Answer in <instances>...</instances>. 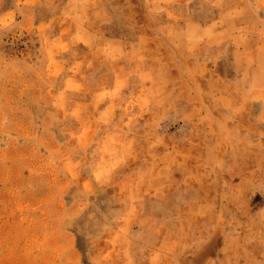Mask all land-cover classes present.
Here are the masks:
<instances>
[{
  "label": "rangeland",
  "instance_id": "1",
  "mask_svg": "<svg viewBox=\"0 0 264 264\" xmlns=\"http://www.w3.org/2000/svg\"><path fill=\"white\" fill-rule=\"evenodd\" d=\"M25 1L0 0L7 15L0 27V264H153L151 244L164 236L163 252L182 258L180 264H192L187 258L196 264H264V209L255 202L264 201V93L251 106H225L229 136L218 138L212 121L218 119L190 114L188 88L179 89L182 75L164 65L172 59L155 41L156 31L148 32L152 40L129 47L93 40L98 28L107 39L137 33L124 27L115 8L120 0H27L35 3L33 27L23 25L25 10L15 9ZM192 10L213 19L219 6L197 0ZM65 12L70 19L60 17ZM60 27L68 40L49 39ZM244 27L231 23L232 32ZM51 46L66 51L64 57L51 62L45 55ZM231 51L232 44L223 62L229 78ZM246 83L240 92L253 98ZM209 86L212 103L200 104L198 113L213 115L220 108L217 97L238 94L236 85L215 79ZM164 92L170 103L161 105ZM202 93L198 99L206 102ZM105 108L111 110L102 115ZM202 162L208 169L197 168ZM197 177L198 186L192 182ZM136 178L149 187L133 186ZM210 186L212 197L201 193ZM129 191L144 192L146 216L156 215L155 226L166 227L151 234L153 226L143 218L132 237L127 228L113 240L121 247L131 239L145 246L141 256L104 242L111 234L106 229L115 226V203ZM193 206L199 208L197 230L189 217L181 225L177 216ZM171 259L166 264H179Z\"/></svg>",
  "mask_w": 264,
  "mask_h": 264
},
{
  "label": "crops",
  "instance_id": "2",
  "mask_svg": "<svg viewBox=\"0 0 264 264\" xmlns=\"http://www.w3.org/2000/svg\"><path fill=\"white\" fill-rule=\"evenodd\" d=\"M196 1L197 0H120L115 8L117 9L120 18L124 21V27L131 30L133 34L136 29L137 33L134 34L133 37L127 38L126 40L117 37L107 39L101 35L102 31L98 28V31H94L93 40L95 42L97 40V44L106 42V40L115 42V44L122 42V46L129 47L135 45L137 42L139 43L152 40L153 38L149 36L148 32L156 31L155 41L157 40L161 43V48L163 47V50H165L164 53H168L172 59V61H165L164 65L167 67L173 66V72L180 73L182 75V79L180 78L178 81V85H180L178 86L179 89H182V87H185L184 89L188 88L189 98L187 101L191 106L190 114L192 115L195 110L197 112L195 115L198 119L200 117L205 121H211L209 119L213 118L218 119L212 120L217 124V130L214 135L218 138H224L229 136L227 124L229 126L232 121L231 118L226 115L227 108L225 106L240 103L251 106L258 98L262 97V94L264 93V27H262V25H264V0H212L213 3H216L219 6L218 15L214 16L213 19L200 18L195 12H193L192 6ZM32 3V1L27 2L26 0L24 3L19 2L15 6V9L18 7V9L25 10L22 11L24 14L22 19L24 26V22L29 24V27H33L35 25V13L33 11L35 3ZM69 7L67 6L65 10ZM1 9L2 7L0 5V27L7 21V15L5 16V14L1 12ZM232 12L237 14L236 17H231ZM12 13V15H18L16 11H13ZM67 14H69V12H65V14L60 17L70 19ZM151 14H155V19H153V21L149 18ZM19 20H21V17ZM114 20L115 18H111L110 23H114ZM64 23H66V21L62 19V24ZM231 23H237L241 26L246 25L247 27L242 28L238 33L235 31L232 32ZM251 23H253V26L256 25V28H254L253 31L249 29V25H251ZM40 26L42 25L40 24ZM57 30H61L62 32H60V34H58V31L57 33L50 32L52 33V37H49V39L53 38L54 41L58 40L62 42H65L66 39L68 40L67 29L60 27ZM49 31L51 30H48V32ZM231 44L233 46V51H231L230 66L233 76L232 78H229L225 75L226 70L223 62L226 47ZM65 45H67V43H65ZM64 49L66 50V48ZM186 51L190 53V57L186 56ZM64 53H66V51L57 50L54 46L45 50V55L51 62L58 57H64ZM126 53L127 54L124 55L128 58L129 50H126ZM1 64L2 63H0V65ZM160 64L162 65V62H160ZM1 74L2 71L0 70V79ZM199 76L201 78H199ZM126 78V80H128L126 87H128V85L130 87L129 77ZM210 78L211 80H209ZM188 79L190 84L187 83ZM203 79H205L206 82H204ZM214 79L220 81V84H230L231 86L236 85L238 88V94L234 93L232 96L222 94V96L217 97L218 100L214 101V103H217L220 108L217 107V113H213V115H210L209 113L207 114V112L206 114H203L202 112L198 113V106L200 104L204 106L205 103H212L208 94H210V90H213L209 84L212 83V80ZM117 82L118 79H116L115 83H110L114 89H117ZM203 82L205 83V86H202ZM246 82H248L249 85H247ZM244 83H246V88L253 92V98L251 97L250 92L248 93L247 99L245 98L246 93L240 92V85ZM14 88H17L15 90H18L19 86ZM202 92H206L207 94L206 102L199 101V99L203 100V96L201 95H204V93ZM176 93L177 94L175 96L179 94L177 91ZM165 96L166 92L163 94V99L159 100L161 105L170 103V101L169 103L166 102ZM198 97L200 98L198 99ZM9 104L12 105V102H9ZM110 110L111 109L105 108L102 115H106ZM168 110H171V108H165V112ZM210 130H212V127L208 128L207 131ZM220 142L221 139L216 140V144H219ZM224 144L225 143L223 142V146H221L222 149L224 148ZM225 166L227 165L223 164L221 169H224ZM202 167L208 169L205 163H197V168ZM192 182H195V185L198 186V177ZM260 183L261 185H264L263 181H260ZM132 185H142V189L144 190L149 187V181L144 182L140 178H136L133 179ZM211 187L212 186L201 188V193H203V191L205 193L207 192L206 194L212 197L213 192H210ZM255 202L257 203V208L264 209V201L255 199ZM115 204L116 206L115 209H113L112 215L115 218V226L106 229L105 232L110 231L111 234L109 237L110 240H104V242L106 244L110 243L112 245L111 249H130V251L134 250L135 254L141 256V252H139V250L146 248L145 246L136 245L137 243L133 242L131 239L127 241L126 246L121 247V245L114 243L113 240L122 237L121 233L126 231L127 228H129L132 237L135 234L134 228H136L138 222H142L140 220L143 218L149 219V225H147L148 228L153 226L149 232L151 234H158L157 231L160 229L158 226H155L156 219L154 218L157 216H146L144 192L132 194V192L129 191L128 195L120 196ZM196 209L198 210L199 208L193 206L192 211L188 213L187 210L181 208L177 216L181 219V222L189 217V222L191 223L190 226L195 227L197 230V215L199 213L194 211ZM135 211H137V213H135ZM193 217H196V219L193 220ZM134 220L135 223L130 225L129 223ZM185 223L186 221L182 222L181 225H185ZM181 225L176 226L181 228ZM161 228L162 229L160 231L163 233L166 227L161 226ZM211 232L213 233L214 230H211ZM164 238L161 240L157 239L156 243L151 244L150 248L154 256L156 255V258L152 263L160 264L159 259H161L163 260V264H166V261L172 258L169 261L180 264L182 258L168 257L166 253L163 252V249L166 248L167 242ZM97 244L100 246L103 245L102 242H97ZM145 244L147 245V242H145ZM101 248H103V246ZM205 248L207 247L205 246ZM114 255L116 254L112 253V257ZM156 259H158V262ZM184 261H189V263L192 264L197 263V259L193 258H187Z\"/></svg>",
  "mask_w": 264,
  "mask_h": 264
}]
</instances>
